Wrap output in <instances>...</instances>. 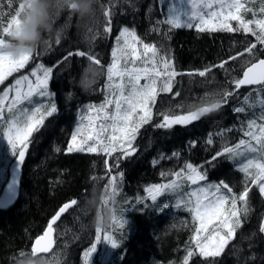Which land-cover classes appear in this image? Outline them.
Segmentation results:
<instances>
[{
    "label": "trees",
    "instance_id": "trees-1",
    "mask_svg": "<svg viewBox=\"0 0 264 264\" xmlns=\"http://www.w3.org/2000/svg\"><path fill=\"white\" fill-rule=\"evenodd\" d=\"M19 2L20 0H13L9 6L8 0H0V14L14 12ZM132 3L135 7L128 0H111V3L110 0H100L98 23L90 27L93 29L94 39L91 35L86 39V34L76 29V18H70L67 11L59 14L55 24L65 27L64 34L59 37V45L55 43L56 36L47 38L48 43L38 47L26 68L17 72L30 75V69L41 63L54 67L49 90L55 95L49 100L57 104L58 111L53 117L47 118L39 133L34 134V140L22 165L19 196L11 207L5 205L3 195L8 178L7 181H0V264H15V257L21 250L30 253L51 216L71 199H77L78 205L70 209L61 222H58L60 235L57 246L61 244V234L64 235L62 264H79L83 252L95 242L96 226L92 223V214L81 208V202L94 184L104 189L107 178L93 181L91 177H105V159H108L109 165L114 161L103 155L67 153L66 148L71 134L75 131V123L82 107L105 99L101 87L106 81V67L112 59L114 39L123 26L135 28L147 43L155 42L169 48L177 71L182 73L218 64L228 56L242 51L249 41L255 42L254 37L239 32L200 33L194 28L173 29L165 37L167 25H161L160 32L151 31L155 21L164 18L156 7V0H132ZM102 6H109L114 11L110 35L103 33L105 18L102 15ZM49 46L50 50H46ZM77 50L90 52L101 61L98 66L100 78L88 94H83L76 86L82 68L89 63L86 57L73 56L57 66L68 52ZM257 55L264 58L260 53ZM247 59L250 58L243 57L231 62L229 67L235 71L228 76L221 69H214L207 78L197 75L177 76L173 92H179L180 95L173 97L172 94H162L158 97L153 108L152 122L141 129L135 141L138 151L128 159H122L118 169H113V174H124L120 183L121 193L116 197L118 211L129 208V202L135 203L137 197H146L145 187L166 182L167 178H162L161 172L179 170L185 162L204 165L209 178L224 180L237 193L242 190V174L230 161L220 158L213 162L214 167L205 162L226 142L235 144L242 138L241 126L247 116L236 113L233 109L241 105L242 97L248 95L251 89H240L239 92L243 91L244 96L231 98L227 105L213 113L210 118H204L187 127L175 126L166 131L157 129L154 125L161 120L159 113L165 111L160 110L159 106L168 107L175 114H181L190 108L201 106L213 93L230 89L232 85L228 81L242 75L243 69L240 65ZM31 79L34 80L33 77ZM222 129L225 130V135H214V143L207 145L208 135ZM192 142H195V147L190 146ZM57 148L60 149L59 152L56 151ZM0 152V156L7 155L4 150ZM174 153L178 157H173ZM13 159L7 155L8 163L11 164ZM250 208L249 216L238 231L237 238L229 245L225 254L218 258V264H264V234L259 232L264 218V198L259 196L255 188L250 193ZM132 209L136 210L130 208L126 212H131ZM178 214L185 215L186 222ZM182 224L185 226L181 228ZM132 225L136 231L131 240L126 241V252L119 264H172L174 260L182 264L186 249L194 247L190 243L194 224L188 212L174 214L173 211L161 213L159 210L149 209L144 216L139 214ZM103 230L102 236L111 231V222L105 224ZM102 244L103 241L97 245L100 251ZM98 255L96 251L93 256L95 264L100 263ZM253 256L256 258L252 259ZM158 258L161 259L160 262L156 261ZM189 264L206 262L196 255Z\"/></svg>",
    "mask_w": 264,
    "mask_h": 264
},
{
    "label": "snow or ice",
    "instance_id": "snow-or-ice-1",
    "mask_svg": "<svg viewBox=\"0 0 264 264\" xmlns=\"http://www.w3.org/2000/svg\"><path fill=\"white\" fill-rule=\"evenodd\" d=\"M12 2L13 0H8L9 6ZM128 2L135 7L132 0ZM102 7V15L105 18L103 33L110 35L114 11L109 6ZM156 7L164 18L157 19L151 31L160 32V26L167 25L165 37L173 29L195 28L200 33L239 32L254 37L255 42L249 41L242 51L228 56L218 64L182 73L177 71L169 48L155 42L147 43L135 28L123 26L115 38L112 61L106 69L105 100L98 106H87L88 115L81 116V122L71 134L66 152L90 153L113 159L112 165H109L108 159L104 161L105 177H91L93 181L107 178L104 186V191L109 193L105 200L107 203L113 195L116 198L121 193L120 183L124 174H113V169H118L122 159H128L138 151L135 141L141 129L152 122L153 108L158 97L162 94H172L173 97L180 95L179 92H173L176 77L197 75L207 78L214 69H221L228 76L235 71L229 67L231 62L243 57L250 58L240 65L243 69L242 75L228 81L232 85L230 89L213 93L211 98H206L207 102L190 108L187 112L175 114L171 109L161 112L160 122L154 125L157 129L166 131L175 126L187 127L204 118H210L213 113L227 105L231 98L237 96L241 88L255 86L243 97L241 105L233 109L240 114L251 113L241 126L242 138L235 144L226 142L205 162L214 167L213 162L220 158L232 161L237 171L242 174V190L235 192L224 180L218 183L209 182L204 165L185 162L179 170L161 172V177L167 178L166 182L145 187L146 197H137L135 203L129 202V208H122L120 216L115 213L111 219L114 226L118 221L119 228L124 229L127 227V210L135 208L146 211L157 206L158 198L172 196L175 199L174 207L190 213L194 224L190 242L194 247L186 249L182 264H189L196 255L206 264H218V258L225 254L226 249L237 238L238 231L249 216L250 193L253 188L264 198V58L257 55L260 53L264 56V0H156ZM22 9L23 3L20 0L14 12L0 14V84L14 73L25 69L36 54L35 51L12 57L3 48L5 38L14 24L18 23ZM89 35L95 38L91 28L86 33V39ZM55 43L59 45L60 39L57 38ZM46 50H50V46ZM73 56L86 57L87 61L97 66L101 64L90 52L77 50L68 52L57 66ZM53 74L54 67L38 64L31 70L30 75H21L10 88L0 94V144L5 146L4 152L14 158L13 165L7 162V155L0 156V181H7L10 176V191H14L19 183L17 171L24 164L34 134L39 133L47 118L53 117L58 111L54 102L47 107L43 105L44 98L55 95L49 90ZM10 92H14L11 98ZM214 135L223 137L225 130L210 133L206 139L207 145L214 143ZM190 146L195 147V142ZM56 151L59 152L60 149L57 148ZM173 157H178V154L174 153ZM78 203L77 199H71L55 211L43 234L31 247L32 256H46L51 253V256L47 257L52 264H62L59 253L53 252L54 234L57 233L58 222H61L62 217ZM103 231L99 226L95 228V242L83 252V264H90L97 245L102 241H106L112 248L120 246V241L113 235L106 233L102 236ZM259 232L264 234V220L259 226ZM20 254L24 255L25 252Z\"/></svg>",
    "mask_w": 264,
    "mask_h": 264
},
{
    "label": "clouds",
    "instance_id": "clouds-1",
    "mask_svg": "<svg viewBox=\"0 0 264 264\" xmlns=\"http://www.w3.org/2000/svg\"><path fill=\"white\" fill-rule=\"evenodd\" d=\"M23 9L11 31L5 38L4 50L12 57L34 53L38 47L48 42L53 35L57 38L64 34L63 25L56 26V17L67 11L69 17L76 18V29L86 34L90 27L98 23L100 0H21ZM97 65L87 63L81 70L76 86L83 94L90 93L100 78ZM109 197L98 184H94L89 194L81 202V208L92 214V223L102 227L109 223L117 212V200ZM15 257V264H52L46 256H32L30 253ZM24 252V251H23Z\"/></svg>",
    "mask_w": 264,
    "mask_h": 264
},
{
    "label": "rangeland",
    "instance_id": "rangeland-1",
    "mask_svg": "<svg viewBox=\"0 0 264 264\" xmlns=\"http://www.w3.org/2000/svg\"><path fill=\"white\" fill-rule=\"evenodd\" d=\"M115 46H116V39H114L113 47H115ZM111 61H112V59L110 60V63H111ZM33 68H31L30 70H32ZM25 74H27V73H23V74L22 73H20V74L14 73L12 76L8 77L7 80H5L2 84H0V94H2L5 89L10 88L14 84L15 79H17L21 75H25ZM106 84H107V77H106V81H105L104 85L101 87V91H104L105 97L107 95ZM50 86H51V84H50ZM12 95H14V92H10L9 93V97L10 98H11ZM238 95H237L238 97L244 96L243 95V91L242 92L240 91ZM35 99L39 100L40 98H35ZM104 100L101 101V102L98 101L99 103L98 102H91V103L85 105L84 107H82V109L79 112V116L77 118L76 127L81 122V116L82 115H84V116L88 115V113H87V106L88 105H96V106H98L101 103H103ZM51 103H53V101L49 100V98H44L43 99V105L45 107L50 106ZM159 109L163 110V111L164 110L165 111L169 110L168 107H163V106H159ZM250 115H251V113L245 114V117L247 116L246 118H248ZM85 123H86V120H85ZM4 147L5 146L3 144H0V151H3ZM0 153H2V152H0ZM8 156H10V155H8ZM9 159H10V157H9ZM230 162L236 168L235 164L232 161H230ZM208 180H209V182H212V183H218L219 182V180H216L214 178L212 179V178H209V177H208ZM8 182L9 181H7V183ZM148 203L151 204V201H148ZM165 204H168L169 206L168 207H164ZM174 204H175V199L172 196H165V197L158 198L157 206H155L152 209L159 210L161 213H166V212H170V211H173L174 214H177L180 211L181 212H187L186 210H183V209H176L174 207ZM145 212L146 211L133 210V209L131 210V212H125V219L127 220V227H125L124 229H120L119 228L118 221H117V224L115 226L112 224V221H110L111 224H112V230L109 231L107 234L113 235V237L115 239L120 241V246L117 247V248H112V246L110 244H108L106 241H103L101 251H100V247L97 246L96 251H97V254L99 253L98 256H99V259H100V263L99 264H119V262L123 260L122 257L124 256V254L126 252V249H125L126 241L131 240V238L133 236V233L136 231V229H135L134 225H132V223H133L134 219H136V217L139 214H144ZM116 213H117V216L119 217L120 214H121V211L117 210ZM189 215L191 216L190 213H189ZM161 216L164 217V215H161ZM178 216L180 218H182L183 222H186L187 217L185 215L178 214ZM182 226H185V224H182L181 228H182ZM103 227L104 226H102L101 228L103 229ZM56 235H57V239H58V237L60 235L59 230H58V233ZM63 242H64V235L61 234V244L59 245V247L57 246L58 248H56L55 251H54L56 253H59V258H60L61 261H62V253H63V250H64V248L62 247L63 246ZM95 254H96V252L92 255L90 264H95L94 263V258H93V256H95ZM47 256H51V254L46 255V257ZM156 261L160 262L161 259L158 258ZM80 263L83 264V256H82V259H81ZM173 264H178V260H174Z\"/></svg>",
    "mask_w": 264,
    "mask_h": 264
},
{
    "label": "water",
    "instance_id": "water-1",
    "mask_svg": "<svg viewBox=\"0 0 264 264\" xmlns=\"http://www.w3.org/2000/svg\"><path fill=\"white\" fill-rule=\"evenodd\" d=\"M246 87H253V86H246ZM13 165H14V162H13ZM21 175H22V167L21 169H19L17 171V178L19 180V183L18 185L16 186L15 190L14 191H10L8 186L5 190V193H4V203L11 207L13 206V204L16 202V200L18 199V196H19V188H20V180H21ZM10 181H11V177H10ZM10 183V182H9ZM55 244H56V236L54 234V245H53V249L55 247Z\"/></svg>",
    "mask_w": 264,
    "mask_h": 264
},
{
    "label": "bare ground",
    "instance_id": "bare-ground-1",
    "mask_svg": "<svg viewBox=\"0 0 264 264\" xmlns=\"http://www.w3.org/2000/svg\"><path fill=\"white\" fill-rule=\"evenodd\" d=\"M61 15V14H60ZM69 16V15H68ZM67 21V20H66ZM65 22V21H64ZM166 27V26H165ZM186 29V28H185ZM195 29V28H194ZM112 44H113V42H112ZM113 47V46H112ZM85 50H88V49H85ZM111 50H112V48H111ZM259 56V55H258ZM98 59V58H97ZM111 60V59H110ZM248 60V59H247ZM31 62V61H30ZM47 66V65H46ZM34 67V66H33ZM243 90V89H242ZM244 95V94H243ZM239 96V95H238ZM237 98H240V97H237ZM243 98V97H242ZM238 100V99H237ZM241 103V102H240ZM239 106V105H238ZM22 176V175H21ZM9 182H10V180H9ZM8 182V183H9ZM8 183H7V186H8ZM19 192H20V188H19ZM18 192V193H19ZM5 199V198H4ZM6 205V204H5ZM7 206V205H6ZM9 207V206H8ZM153 213V212H152ZM145 214V213H144ZM144 214H143V216H144ZM153 215V214H152ZM151 216V215H150ZM264 219V218H263ZM141 226V225H140ZM56 235V234H55ZM41 236V235H40ZM57 242V241H56ZM55 247H57V243L55 244ZM173 264V263H172Z\"/></svg>",
    "mask_w": 264,
    "mask_h": 264
}]
</instances>
